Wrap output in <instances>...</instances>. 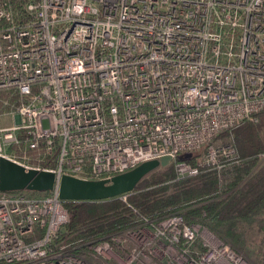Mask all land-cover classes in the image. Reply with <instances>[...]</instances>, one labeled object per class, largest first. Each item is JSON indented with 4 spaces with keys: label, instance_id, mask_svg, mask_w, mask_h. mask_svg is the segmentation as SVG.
<instances>
[{
    "label": "built area",
    "instance_id": "1",
    "mask_svg": "<svg viewBox=\"0 0 264 264\" xmlns=\"http://www.w3.org/2000/svg\"><path fill=\"white\" fill-rule=\"evenodd\" d=\"M0 109V158L57 178L0 190V264H252L180 212L58 246V183L162 158L176 179L221 168L220 135L264 109V0H0Z\"/></svg>",
    "mask_w": 264,
    "mask_h": 264
},
{
    "label": "trees",
    "instance_id": "2",
    "mask_svg": "<svg viewBox=\"0 0 264 264\" xmlns=\"http://www.w3.org/2000/svg\"><path fill=\"white\" fill-rule=\"evenodd\" d=\"M256 118L220 135L234 149L232 158L218 157L221 168H206L176 179L172 164L143 177L126 201H64L68 222L56 238L57 245L97 240L139 224L142 217L180 212L187 222L205 225L244 252L239 242L241 228L257 223L264 231V219H257L264 215V165L257 166L264 153V109ZM198 154L182 153L177 160L193 164Z\"/></svg>",
    "mask_w": 264,
    "mask_h": 264
},
{
    "label": "water",
    "instance_id": "3",
    "mask_svg": "<svg viewBox=\"0 0 264 264\" xmlns=\"http://www.w3.org/2000/svg\"><path fill=\"white\" fill-rule=\"evenodd\" d=\"M160 166L158 159L148 160L111 178L91 180L62 175L58 195L63 201H105L130 193L146 175ZM52 171L25 168L6 158H0V190L49 191L56 185Z\"/></svg>",
    "mask_w": 264,
    "mask_h": 264
},
{
    "label": "rangeland",
    "instance_id": "4",
    "mask_svg": "<svg viewBox=\"0 0 264 264\" xmlns=\"http://www.w3.org/2000/svg\"><path fill=\"white\" fill-rule=\"evenodd\" d=\"M0 113H1V109H0ZM0 121H1V124H3V125L11 124V122H9L8 119H6L5 116H3V115H0ZM225 141L227 142V140H223L220 138L217 141V143L219 144V143H223ZM159 161H160V166L158 167L157 170H160V171L167 169L170 165L173 164V161L169 158H162ZM262 165H264V164H262ZM260 166H258V167H260ZM257 219H264V215L258 216ZM240 232H243V235L240 236L239 242L241 243V245L244 248V252H241V253L252 264H264V231H261L258 228L257 223H253L252 225H245L243 227V229L241 228V231H239V233ZM225 241L228 242L227 240H225ZM228 243H230V242H228Z\"/></svg>",
    "mask_w": 264,
    "mask_h": 264
}]
</instances>
